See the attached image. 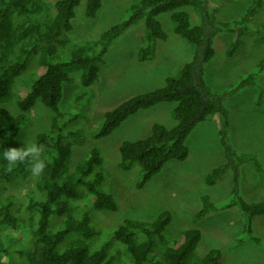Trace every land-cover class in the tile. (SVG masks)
<instances>
[{
  "label": "trees",
  "instance_id": "obj_1",
  "mask_svg": "<svg viewBox=\"0 0 264 264\" xmlns=\"http://www.w3.org/2000/svg\"><path fill=\"white\" fill-rule=\"evenodd\" d=\"M82 1L85 3L84 14L90 18L96 15L103 0H55L53 4L43 0H0V103L10 97L16 80L34 57L36 60L35 77L31 85L27 86L26 81L25 85L21 83L18 92L24 93L17 100L20 112L13 114L0 104V152L6 147H20L17 141L27 125V114L36 102L42 103L52 112L48 130L38 132L35 138V142L44 145L42 158L45 160V169L35 184L38 195L36 193L35 196L34 190L28 193L30 200L24 205L26 217L17 214L19 209H13L11 195L2 198L1 194L15 180L31 175L30 170L27 164L20 163L9 169L7 162L0 158V226H3L9 243L19 244L14 255L23 254L21 249L30 245L25 262H15L13 258L7 262L3 258L0 264H114L109 254L112 244H122L127 248L131 257L128 259L129 264H222V254L217 248L210 249L201 258L193 256L201 237V232L196 228L183 230L171 246L152 255L155 242L163 239V232L170 221V213L167 211L152 221L125 219L104 244L92 250L88 243V239L94 235L89 224L90 218L87 214H75L74 207L68 202L80 197L79 187L83 186L87 193L94 196L89 208L117 209L113 195L100 186L104 180L103 175H91L93 166L103 161L98 149L90 151L76 173L68 171V174H64L72 145L68 137L74 134L68 131L67 137L64 129L76 118V115H67L59 108L63 83L73 79L68 66L80 69L82 86L93 85L98 80L103 56L109 46L130 26L141 20L144 21L145 32L141 37L137 57L141 62L147 60L154 52L157 41L165 40L167 36L157 18L165 12L170 13L173 31L194 46L192 58L179 67L176 76L167 77L163 86L132 96L107 111L92 135L95 138L105 137L141 110L154 108L161 103L174 104V126L153 123L148 137L123 140L118 146L120 168L127 170L135 163L140 164L141 177L136 185L141 188L169 161L185 160L189 153L187 136L198 123L211 116L215 117L220 126L219 141L225 161L206 174L205 183L213 185L228 170L231 171L233 197L224 207L238 209L242 217V228L241 234L229 244L230 248H236L246 239L264 246V240L255 235L253 230L254 218L264 215V199L246 201L241 195L240 177L242 165L246 164L260 174L264 172V165L255 154L238 152L232 147L227 136L228 111L223 103L224 96L230 91L216 94L206 85L203 77L204 66L215 53L213 40L217 34L224 31L233 35L226 50L228 56H232L242 44V37L247 30L260 36L262 27L252 22V16L263 0H252L241 16L229 21H218L213 13L219 0H139L132 6L128 19L111 25L98 41L76 47L65 61H54L55 45L65 42V34L73 28L72 19ZM51 5L55 10L52 16L49 13L43 20H31L33 15L42 10L49 12ZM186 7L198 13V24H191ZM259 65L264 67V58ZM81 98L82 94L76 100ZM201 200L203 207L196 212L194 221L218 209L209 196L203 195ZM53 215H57L62 226L50 231ZM23 220L30 226L29 231L21 230L24 236L19 231ZM69 235L72 239L64 251L60 252L59 246ZM10 248H3L5 256L13 254Z\"/></svg>",
  "mask_w": 264,
  "mask_h": 264
},
{
  "label": "rangeland",
  "instance_id": "obj_2",
  "mask_svg": "<svg viewBox=\"0 0 264 264\" xmlns=\"http://www.w3.org/2000/svg\"><path fill=\"white\" fill-rule=\"evenodd\" d=\"M55 0H43L53 4ZM252 0H219L214 15L218 21H229L241 16ZM139 0H103L100 9L94 17L84 14L85 3L82 1L76 8L72 19L73 28L65 34L64 43H56L54 61H65L76 47L92 44L111 25L124 21L132 13V6ZM192 25L198 24L199 15L191 7H186ZM51 5L49 12L42 10L31 18L32 21L43 20L54 14ZM50 13V14H49ZM167 36L158 40L150 58L141 62L137 50L142 43L145 32L144 21H138L124 31L103 56L98 80L89 87L80 82V69L68 66L72 81L63 83L62 98L59 108L63 113L74 114L76 118L64 129V133L73 131L66 136L71 141L70 156L64 174L77 172L78 166L84 163L93 148L99 150L102 164L94 165L91 175L101 174L104 180L101 187L109 191L116 203L117 209L94 210L89 208L92 194L87 193L83 186L79 187L80 197L69 200L75 214H87L94 235L88 239L89 247L99 248L109 238L116 227L127 218L142 221H152L162 212L170 213L163 239L155 242L152 255L161 253L171 246L181 232L188 228H196L201 237L194 252V257H203L210 249L217 248L222 254V264H264V246L249 239L236 248H230V243L241 234L242 217L236 207H227L231 195L232 173L228 170L213 185L205 183L206 174L215 166L225 161L223 148L219 141V123L215 117L198 123L186 138L189 153L183 161L171 160L154 175L143 187L136 183L141 177V166L135 163L127 170L118 166L120 161L119 144L123 140H136L151 134L153 123L167 127L176 124L172 103H161L153 109L137 112L126 119L111 134L95 138L93 132L104 119V114L117 107L126 99L144 93L165 84L169 76H176L179 67L190 60L194 46L173 31L170 13L157 16ZM252 22L262 27L260 36L247 30L242 37V44L232 56L226 50L233 35L221 32L214 37L215 53L204 66V81L216 94L229 92L224 96V106L228 111L229 125L227 136L232 147L238 152L255 154L264 165V67L258 64L264 58V0L257 12L252 16ZM35 57L29 63L25 72L16 80L10 97L0 104L13 114L19 113L17 100L21 83L30 86L35 77ZM261 67V68H260ZM246 82L245 84H243ZM25 85V84H24ZM237 87V89H235ZM233 89V90H230ZM82 94V98L76 97ZM52 112L42 103L36 102L28 112L27 125L20 133L18 146L24 141H35L38 132L47 131ZM241 195L248 202L264 199V172L258 173L244 164L240 167ZM39 177L29 175L24 179L15 180L13 185L2 192L1 196L11 195L13 209L18 215L26 217L24 205L30 200L28 193L36 191ZM38 195V192H35ZM209 196L218 206L216 211L207 213L203 218L195 220V214L203 207L202 196ZM26 208V207H25ZM73 213V214H74ZM57 215H53L49 230L55 231L62 226ZM23 220L19 231H29L30 226ZM255 235L264 240V215L257 218L253 226ZM20 232L24 236V232ZM3 226H0V262L3 258L8 262H25L30 245L21 249L23 254H16L17 243H9ZM72 239L69 235L59 246V251L65 249ZM12 249L11 256L3 254V248ZM15 247L16 249H13ZM114 248H117L115 250ZM114 264H129L131 259L127 248L122 244H112L109 250Z\"/></svg>",
  "mask_w": 264,
  "mask_h": 264
},
{
  "label": "clouds",
  "instance_id": "obj_3",
  "mask_svg": "<svg viewBox=\"0 0 264 264\" xmlns=\"http://www.w3.org/2000/svg\"><path fill=\"white\" fill-rule=\"evenodd\" d=\"M44 145L35 141H24L20 147H6L0 152V158L7 162L11 169L18 163L27 164L32 177H39L45 169V160L42 158Z\"/></svg>",
  "mask_w": 264,
  "mask_h": 264
},
{
  "label": "crops",
  "instance_id": "obj_4",
  "mask_svg": "<svg viewBox=\"0 0 264 264\" xmlns=\"http://www.w3.org/2000/svg\"><path fill=\"white\" fill-rule=\"evenodd\" d=\"M152 109H153V108H152ZM259 217H261V216H258V217H255V218H254V221H253V222H254V223H253V226H254V224L256 223V220H257V218H259Z\"/></svg>",
  "mask_w": 264,
  "mask_h": 264
}]
</instances>
